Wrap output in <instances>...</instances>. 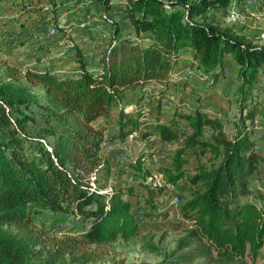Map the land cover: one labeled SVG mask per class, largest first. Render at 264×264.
<instances>
[{"label": "trees", "instance_id": "1", "mask_svg": "<svg viewBox=\"0 0 264 264\" xmlns=\"http://www.w3.org/2000/svg\"><path fill=\"white\" fill-rule=\"evenodd\" d=\"M96 1L102 12L113 8L111 0ZM233 1L125 0L130 37L118 40L117 27L94 66L80 42L96 41L98 34L81 21L74 26L78 42L73 27L61 25L63 0H0V264L106 262L108 247L140 234L133 203L116 185L131 172L145 179L157 172L168 184L189 182L181 214L190 229L175 252H182L178 264L256 263L264 248V193L252 189L264 172V155L255 150L264 44L229 22ZM52 27L59 34L47 37ZM21 47L34 58L26 70L27 59L16 56ZM229 59L238 66L237 113L229 123L202 105L187 113L179 108L168 123L159 119L160 101L181 87L182 70L217 82ZM37 86L44 89V104L33 92ZM149 88L159 96H148ZM34 107L43 110V123ZM182 120L190 132L181 131ZM113 124L118 133L112 138L122 143L139 132L143 141L182 145L169 166L151 170L150 148L118 167L115 155L105 153ZM145 188L146 202L156 208L165 187ZM133 189L129 196L137 195ZM44 214L54 220L48 229L38 223ZM61 216L77 218L84 229L52 235Z\"/></svg>", "mask_w": 264, "mask_h": 264}, {"label": "rangeland", "instance_id": "2", "mask_svg": "<svg viewBox=\"0 0 264 264\" xmlns=\"http://www.w3.org/2000/svg\"><path fill=\"white\" fill-rule=\"evenodd\" d=\"M125 0H111V6L113 7L110 12H102L99 3L96 0H63L62 9L66 12L62 13L61 25L64 27L67 24V29L72 26L70 33L74 35V38L79 42L82 41L81 37L76 34L74 29L77 23H92L93 28L98 34L96 41L84 40L80 42L84 50H87L88 59L92 61L94 66L98 65V60L101 57L108 44V39L112 37L113 31L119 27L121 30L119 39L124 37H130V27L126 20L121 7ZM62 4V2H61ZM235 6L232 10V15L229 19L230 23H237L244 27V33L254 38V42L258 44H264V0H234ZM237 6V7H236ZM74 30V31H73ZM55 33V34H54ZM58 35L59 32L56 28H51V33L47 34V37L51 35ZM100 36V37H99ZM55 41V40H53ZM70 46V44H68ZM65 47L60 48L61 54L65 52ZM18 54L19 60L27 59L24 69L33 67V56H30L29 49L27 47H21ZM57 52H54V56H58ZM0 54V60L3 59ZM5 57V56H4ZM24 57V58H23ZM66 67H70L65 63ZM224 76L220 77L217 82L214 81L211 76L208 81L200 79L196 74V71L191 68H186L178 75V79L182 85L179 89L173 90L167 94L162 100V110L160 120L163 123H168L174 114L181 109L183 113H187L190 110L199 107H210V114L216 115L221 112L223 118L229 123V120L237 113L236 106L234 104V92L238 86L237 73L238 66L231 59L227 60L224 64ZM23 69V70H24ZM67 69V68H66ZM259 95V117L256 119V139L255 150L263 153L264 155V82L260 84ZM33 92L40 99L41 104L46 102L44 89L40 86L34 87ZM147 95H153L157 98L158 90L152 88L147 90ZM207 97L203 104L198 102V97ZM211 99V102L209 101ZM215 104L216 106H212ZM156 106V104H155ZM221 108V109H220ZM34 117L38 122H42L43 110L39 107L32 109ZM128 111H132L129 108ZM156 114H153L149 119L150 123L156 121ZM43 123V122H42ZM182 127L181 131L190 132L187 125L182 120L180 121ZM103 124V120L98 121L95 125L99 127ZM227 131H231L232 126L227 124ZM118 133L117 127L113 124L106 132L107 140L105 143V153L115 155V163L118 167L125 168L129 160H136L139 157L141 151H147L148 149H154V163H148V167L151 170H156L161 166H169L172 164L174 154L177 149L182 145L181 141L173 142L162 145L158 143L154 138H147L143 141L139 132L134 133L128 137L125 143L115 140L112 137ZM112 146V147H111ZM195 163V160H194ZM264 166V165H263ZM127 169V168H126ZM264 171V169H263ZM193 175L189 173L188 176ZM117 186H121L125 191V198L130 199L133 203V208L137 216V221L140 227V234L137 238L133 239L129 243L119 242L106 250L108 251V260L99 264H178L179 255L182 252L175 253L179 248L181 240L189 233L190 223L186 221L181 214V208L185 200L190 196V184L186 179L181 180L176 184H168L165 178L155 172L152 177L146 179L143 175H135L133 172L126 175L121 181L116 183ZM150 190H156L157 188L165 187L163 194H158L154 202L156 208H152L148 205L146 186ZM134 187L136 191L135 196L128 195V189ZM258 189L264 193V172L261 174L252 185V189ZM61 221L57 226V230L54 229L52 235L58 237L65 235H74L80 233L84 226L75 217L61 216ZM54 220L52 216L47 214L39 216L38 223H44L45 228L48 229L53 224ZM192 264H217L213 260L199 259ZM255 264H264V248L261 250L259 257Z\"/></svg>", "mask_w": 264, "mask_h": 264}, {"label": "crops", "instance_id": "3", "mask_svg": "<svg viewBox=\"0 0 264 264\" xmlns=\"http://www.w3.org/2000/svg\"><path fill=\"white\" fill-rule=\"evenodd\" d=\"M226 63V62H225ZM224 70H226V72L228 71L227 68H224Z\"/></svg>", "mask_w": 264, "mask_h": 264}, {"label": "built area", "instance_id": "4", "mask_svg": "<svg viewBox=\"0 0 264 264\" xmlns=\"http://www.w3.org/2000/svg\"><path fill=\"white\" fill-rule=\"evenodd\" d=\"M112 147V146H111Z\"/></svg>", "mask_w": 264, "mask_h": 264}]
</instances>
